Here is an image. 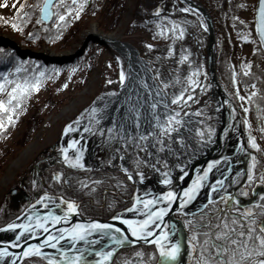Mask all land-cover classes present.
I'll return each instance as SVG.
<instances>
[{
  "label": "rangeland",
  "instance_id": "rangeland-1",
  "mask_svg": "<svg viewBox=\"0 0 264 264\" xmlns=\"http://www.w3.org/2000/svg\"><path fill=\"white\" fill-rule=\"evenodd\" d=\"M116 1L118 0H102L98 2L95 10L91 14L85 13L84 11L81 12V16L79 17L81 33L76 36L77 42L73 43L72 47L63 50L56 49L55 44H42L38 48L31 46V44H24L27 41L21 31L24 25L17 22V28H13L10 20H7V23L4 22L5 19H9L17 13L11 7L12 0H7L10 5L9 7L0 8V17H3V19H0V44H11L17 49H29L32 53L57 59L63 58L66 53H74L77 50L76 47L78 44H84L88 39H93L99 43V46L96 47L99 49L98 54L84 79L79 77L77 72L70 75L64 70L58 73L55 81L51 80L48 84L45 83L34 91L31 102L37 103L39 105L38 107L43 106L40 113L34 111L40 123L36 129L31 131L25 142H22V136L27 132L25 113L23 114L25 118L13 127L8 137L3 141V148L1 147L0 149V209L4 210V213H12L20 210L31 199H33V202L44 191H47L50 195L60 196L66 194V198L74 199L81 205L79 212L82 216L99 218V215H105V213L112 210L116 205H123L124 200L122 196L125 199L129 197L131 199V195L135 190H138V193L143 192V190L138 189L135 183L127 180L126 174L119 167L121 161L118 157L113 156L114 149L122 147V145L118 141L107 139L109 135L107 134V128L113 125L109 121L112 117L110 114L111 110L112 114H115L119 108L116 94L120 84L119 73L121 70L124 71L126 65L125 55L121 54L119 49H115L110 43H101L95 39L92 36L94 34L102 38L109 36L133 45L138 51L139 56L147 61L153 79L157 85H160L164 96H167L169 99L173 93L183 90L185 86H188L187 79L190 74H192V79L198 85L203 86V83L206 85L205 87L203 86V90L197 93L199 95L192 99L195 100L194 105L189 107L188 103V109L182 107L181 117L184 116L183 113L193 112L195 117L192 121L193 129L192 131L180 133L184 138L183 145L180 141H174L171 155L167 151L160 154L161 175L159 174L156 177L163 176L162 173L165 171L163 164L165 161L167 162V170L174 168V166L177 167L175 169H181L190 162L187 158L189 156L187 155L188 153L193 152L194 149H199L200 154L197 155V158H199L206 152L204 149L209 148L208 146L211 144L212 136L217 126L218 116L215 109V100L210 93L208 84L205 57L207 37L204 32L206 30L202 17L196 19L195 12L191 9L188 12L182 11L183 8L187 7L179 2V0H120L122 3L120 6L116 5ZM197 1L201 2L204 6L206 3L212 9L217 8L221 2V0ZM2 2L3 0H0V3ZM19 2L21 1L19 0ZM255 2L256 0H240V6L235 15L238 22L236 29L228 23H224L226 43H228L229 49H232L229 62L235 73V85L232 83L231 88L229 86L226 87L220 81L219 77H217L235 104L238 103L242 109V105L248 108L247 113L244 112V114H241L236 104L241 116L246 141H248V137L251 135L255 138V142L259 145V148L253 149L248 142L247 145L253 152L252 155L259 156L261 152L262 154L264 153V132L260 130L264 128V115L258 112V119L256 120V115L252 114L253 112L250 106L247 105L249 94L254 92V89L252 86L244 87L237 76L239 72H248L250 67L249 62H251V57L254 53L253 48H258L259 46V43L256 42L254 28L252 27L254 23ZM138 5L144 10L149 11H154L157 6L161 10L167 11L178 8L181 13L175 18L172 19L167 16H162L158 20L160 21L161 27H165L161 20L166 19L168 28H171L172 20L179 21L184 30V35L172 37L171 32L166 33L167 35L164 36L159 35V29L154 23L156 19L145 21V19L137 17L136 7ZM207 5L205 7L209 11ZM54 9H52L53 13ZM106 9L108 13L101 14ZM103 15H106V17H102ZM111 15H115L117 18L113 24V28L107 30V26L113 20ZM49 20L44 23L49 22ZM101 20H104V28L100 25ZM240 21H244L245 23L241 24ZM249 28L252 29L251 35L253 39L248 41L238 39V36L244 34V31ZM79 41L81 42L79 43ZM149 43L153 44L154 47L151 49L147 48L146 44ZM169 46L173 49L171 55L167 51ZM218 49H225V45L221 43V40L216 39V53ZM235 49H238V51L235 52ZM182 56H187L188 59H181ZM117 57H119V61ZM244 64H248V67H243ZM157 72L159 73L158 76L156 75ZM161 81L167 84L166 88L161 84ZM198 89H200L199 86L191 89V93ZM237 90H239L240 95L247 97V99L243 101L238 99L236 96ZM92 107H96L100 111L93 114L91 113ZM37 109L39 108H34V110ZM31 114L32 112L30 114L28 112L27 117L32 118L30 117ZM93 115L99 120L98 124L93 122ZM78 116L82 117L80 121L76 119ZM245 117L249 121L247 128L244 125ZM259 119L261 121L260 123H258ZM145 121H148V119L142 117V128L144 124L147 126ZM70 123V131L64 132V126ZM84 125H91L93 127V130L86 134V136L92 137L94 133L93 135L95 137L93 141H89L85 145V148L89 147L88 152L84 150L85 148H82L84 147L82 146V142L85 139L82 138V142L79 141L77 145L81 148L82 162L85 164V168H72L69 165L62 164V157H60L61 146H67L69 140L76 139L78 133L72 130L75 131L76 127L79 126L78 130H81L84 128ZM197 128L201 129L204 134L203 139L196 132ZM208 128L213 129L210 138ZM100 129L104 130L103 133H101ZM69 154L74 155V150L69 149ZM125 156L128 157L129 154L125 152ZM108 160H111L112 163H106ZM129 160L123 161L126 166ZM56 171H60L62 173V180L66 179L69 183L53 182L51 177ZM142 171L144 173V179H153L151 177L154 170L145 167ZM155 173L157 174L156 171ZM217 173L215 172L214 174L216 175L214 176L219 175ZM233 174L235 175V180L242 178L240 172ZM134 179L138 178L134 177ZM33 181H35L36 187H33ZM80 183H83L85 186L80 187ZM262 184L264 185V183ZM262 184L258 185L262 186ZM154 187L156 185L153 183L146 186L145 192H152V190L158 192V188L154 190ZM226 187L227 185L217 190L216 195L222 194L220 196H223ZM217 204L219 206L222 205L219 201L214 200L206 204L200 211L188 215L176 214L175 216L182 220L186 230L187 224L190 223L193 227L196 225L200 218V212L208 214V206L211 205L214 208ZM129 205L130 203L127 206ZM36 207L40 206L38 205ZM116 211L112 212L109 217ZM180 216H183L184 220ZM185 221L188 223H185ZM173 238L177 239L176 235ZM136 245L130 246L134 247L129 252L130 254H126L125 252L117 264H122L124 258L131 257V253L134 250H144L143 247L138 246L140 244ZM187 245V256L183 264H194L196 255L194 256V249L190 244L188 233ZM190 252L192 253L191 255L189 254ZM38 258L44 261L42 258ZM27 259L29 260L25 261V259L20 264H40L38 259Z\"/></svg>",
  "mask_w": 264,
  "mask_h": 264
},
{
  "label": "snow or ice",
  "instance_id": "snow-or-ice-1",
  "mask_svg": "<svg viewBox=\"0 0 264 264\" xmlns=\"http://www.w3.org/2000/svg\"><path fill=\"white\" fill-rule=\"evenodd\" d=\"M85 2L86 0H71V3L65 4L63 0H40L38 4L29 7L38 8L37 23L46 21L53 15H55L56 21L68 23L70 20L66 18L70 15L72 18H79ZM9 6L7 0L0 3V8ZM11 7L19 14L24 10L25 5L19 0H12ZM53 8H56L55 13L52 12ZM61 9L63 10L61 11ZM189 10V8L182 9L185 12ZM160 12L161 8L157 6L153 16H157ZM254 12L252 27L255 30L256 42L260 45L259 50L264 51V0H258ZM23 15L27 18L31 13L23 12ZM232 19L236 21L237 17H232ZM4 22L7 23L8 21L5 19ZM23 22H27V19ZM154 23L161 36L168 32H171L172 37L184 35L181 23L177 20L171 21V28L161 27L159 20H154ZM240 23L244 24L245 22L240 21ZM12 27L17 28L16 17L13 18ZM251 32V28L246 29L244 34L238 36V39L241 41L253 39ZM146 47L151 49L154 45L149 43L146 44ZM167 51L171 55L172 47L169 46ZM256 51L258 49L254 47L253 52ZM181 59L186 60L188 57L182 56ZM117 60L119 61V57ZM243 67L247 68L248 64H244ZM20 71L19 67L10 69L11 73H19ZM42 75L43 73H37V77ZM156 75L158 76L159 73L157 72ZM3 77L0 79V94L6 93V96L0 97V132L14 122L13 117L18 115L16 110L20 108L24 97L39 86L38 78L35 81L28 76H13L9 79V72L3 73ZM119 80L121 83L125 80L123 70L119 73ZM232 83L234 85L236 83L234 72ZM161 84L165 88L167 87L164 81H161ZM187 85L190 87L185 86L183 90L173 93L170 99L164 96L160 85L156 86L155 96H164V98L160 100L153 98L146 102L147 114L150 116V119L145 121L147 123L146 128H142L143 114L139 101L132 102L131 97H129V106L123 122L119 125L114 123L107 128L109 134L107 139L118 141L122 145V147L114 149L113 156L118 157L121 161L119 167L126 174L127 180L132 181L134 177H137L143 181L145 177L142 169L145 167L160 173L161 167L158 166L161 163L160 154L167 151L171 155L174 141H180L183 145L184 138L180 135L182 107H187L188 103L192 101L194 93H191V89L199 86L203 90V86L198 85L192 79V74L187 79ZM144 87L149 89V96H151L152 90L149 85L144 83ZM249 95H255V93ZM236 96L242 101L247 99V97L240 95L239 90L236 91ZM242 107L243 111L247 113L248 108L243 105ZM99 111L100 109L96 107L91 108L93 114ZM183 115L187 116L189 113H183ZM76 119L80 121L82 117L78 116ZM92 120L94 123H99L95 115H93ZM244 125L246 128L249 126L246 117ZM70 129L71 123L64 126V132H68ZM82 130L91 131L93 129L89 125H85ZM260 130L264 132V128ZM100 131L103 133L104 130L100 129ZM212 131L213 129L208 128L209 138ZM196 132L201 139L204 138L201 129L197 128ZM247 142L253 149L259 148L255 138L251 135H249ZM77 145L78 141L73 139L68 141L67 146H61V162L72 168L83 169L85 164L82 162V151ZM69 149L74 150V155L69 154ZM125 152L129 154L128 157L125 156ZM256 159L255 155L251 156L246 173V183L253 181L257 184L264 183V172H262L259 180L255 178L254 162ZM125 160H129L127 166L123 162ZM106 163L110 164L112 161L108 160ZM215 163L219 162L210 161L203 173L197 176L182 192L177 193L171 187L167 191L160 192L159 195L150 191L134 192L129 207L121 209L122 213H129L130 215L125 217L116 214L111 217L112 220L122 221L123 225L127 226L126 232L115 224L95 219L86 223H69L73 219V214L79 212L77 202L63 195H50L49 192L44 191L37 200L28 204L21 211L20 216H26L23 222H9L3 225L4 229L16 231L13 233L15 239L4 241V246L0 247V261H4V264H17L18 261L35 255L43 258L46 264H110L113 254L117 251V246L126 244L129 241L128 234L130 233L131 237L135 238L131 240L132 244L142 241L144 244L153 245L154 251L145 252L136 249L131 253V257L123 259L122 264H152L154 256L156 258L155 264H177V258L181 253V243L172 236L176 231L175 225H169L163 218L172 206V202L177 198H179L181 206L193 199L194 194L199 190L202 182L206 180L210 168ZM163 167L165 171L162 173L163 178L159 182L163 185H170L166 161ZM51 180L69 183L66 179L62 180L60 171L54 172ZM233 182L238 183L235 178H233ZM221 183H223L222 180L217 181L212 185V188H217ZM79 186L84 187L85 185L80 183ZM33 187H36L35 181H33ZM241 194L247 195V190L241 189ZM260 197V200H254L252 205L245 206L241 210L232 204L233 201L239 203L235 195L225 191L223 196H215V200L223 204L224 208L221 209L219 204L214 208L209 205L208 214L200 212L199 221L194 227L198 230L203 229V231L192 232L190 240L193 249L198 248L194 264H264V192L260 193ZM211 200L210 197V202ZM37 204L45 211H39L35 207ZM185 223L188 222L185 221ZM57 225L62 226L57 227ZM36 236L42 237L40 242H25L26 239H32ZM193 240L195 244H192ZM62 241L66 242L61 244ZM9 245L17 249L23 245L22 251L11 252ZM44 247H50L56 251L46 253L42 251ZM6 257L7 260H5Z\"/></svg>",
  "mask_w": 264,
  "mask_h": 264
},
{
  "label": "trees",
  "instance_id": "trees-1",
  "mask_svg": "<svg viewBox=\"0 0 264 264\" xmlns=\"http://www.w3.org/2000/svg\"><path fill=\"white\" fill-rule=\"evenodd\" d=\"M24 5L25 8L22 12L15 13L11 18L6 19L10 20V22L13 21V18H17V22H19L21 25H24V27L21 28L22 35L25 37L27 41H25L24 44H31V46H34L36 48L41 47L42 44L45 45H51L55 44L56 49L63 50L68 49L73 46V43L77 42V35L81 33V27L79 24V18H72L71 15L66 18L67 20H70V22L65 23L64 21H56L55 15H53L49 22L44 23L43 21L41 23H37V17L39 15L38 8H32L29 7L30 5H35L40 2V0H20ZM102 0H86V2L83 5V11L86 13H92L93 10H95L98 2ZM122 1V0H121ZM65 4L71 3V0H63ZM240 0H221L220 4L217 8L212 9L211 6L207 5L205 3V6L207 5L214 24L215 29V35L216 39L221 40V43L225 45V49H218L216 53V72L217 76L219 77L220 81L226 86L230 87L232 86V78H233V69L229 62V57L231 54V50L229 49L228 43H226V37H225V29H224V23H228L229 25L235 27V29L238 27V22L233 21L232 17H235L236 12L238 11V7ZM116 5L120 6L122 3L120 0L116 1ZM63 9H61L62 11ZM82 11V12H83ZM23 12H29L31 15L27 18L24 17ZM56 12V8L54 9V13ZM107 12V9L104 10L101 14H105ZM154 11L144 10L139 5L136 7V15L137 17H141L145 19V21H151L153 19L158 20L159 18H162V16H167L169 18H175L178 14L181 12L178 10V8H173L172 11L167 10H161V12L157 16H153ZM108 13V12H107ZM194 14V13H193ZM107 15V14H106ZM106 15H103L102 17H106ZM196 19L200 18L198 14H194ZM81 16V13H80ZM79 16V17H80ZM113 18L112 21H110L109 26H107V30L113 28V24L116 20L115 15H111ZM25 19H27V22H23ZM163 22V25L165 27L168 26L166 23V19L161 20ZM198 22V20H197ZM199 24V23H198ZM54 25H56L54 27ZM64 25V26H60ZM100 25L104 28V20H101ZM206 33V31H204ZM159 34V33H158ZM168 34V33H167ZM165 34V35H167ZM207 37V35H206ZM81 41H79L80 43ZM27 46V45H25ZM30 46V45H29ZM99 46V43L93 39H88L84 44H78L76 47L77 50L74 53H66V55L63 58H59L57 60L55 59H49L48 57L44 55H36L33 54L29 49H17L13 45L9 44H0V79H3V73L9 72V79H11L13 76H28L31 80L35 81L37 78L39 79V86L41 87L45 83H49L51 80L55 81L56 76L60 71L66 70L68 74L76 73L79 77H82L83 79L87 76L88 70L91 68L95 57L98 54L99 49L96 47ZM258 51L254 52L252 54V60L250 63L249 70L247 74L243 72L238 73V78L241 81L242 85L245 87L255 85L254 93L255 95H249V98L247 100V105L250 106L252 110V114L256 115V120L258 119V112H261L264 115V51H260V45L258 46ZM234 50V49H233ZM238 49H235V52H237ZM20 68L19 73H11L10 69L12 68ZM58 70V71H57ZM37 73H43L42 76L37 77ZM82 79V80H83ZM207 82V81H206ZM203 86L205 87V83H203ZM201 90H192L193 93H195L192 97V99L195 96H198L199 91ZM35 91V90H34ZM34 91H31L27 94L26 97L21 101V106L16 111L18 112V115H14L13 120L14 122L4 131L0 132V149L3 145V141L8 137L10 132L12 131L13 127L23 120V118L26 117V125H27V132L24 136H22V142H25L26 138L29 137L31 131L33 129H36L40 123V120H37L38 117L35 116V112L40 113V110L43 105L38 107L39 105L37 103L31 102L32 96L34 95ZM253 93V92H252ZM201 95V94H200ZM6 96V93L0 94V97ZM195 100H192L189 103V107L194 105ZM238 105V103H236ZM37 107L39 109L34 110V108ZM239 110L241 111V114H244V111L241 107H239ZM188 109V106L186 107ZM32 112L29 118L28 115ZM26 114L25 117H23V114ZM260 119L258 120V123H260ZM260 126V125H259ZM3 148V147H2ZM259 155V154H258ZM256 161L254 163V172H255V178L256 180L261 177L262 172L264 171V153H260L259 156H256ZM63 196L66 197V194H63ZM32 200H30V203H32ZM131 199L130 197L128 199L124 200L123 205H116L112 210H109L107 213L99 215V218L105 219L108 218L109 215L125 206H127L130 203ZM26 204V205H28ZM24 207H27V206ZM22 207L20 210L12 213H4L5 211L0 209V226L7 223L9 220L17 216L23 209ZM79 209L81 205L79 204ZM182 219L183 216H180ZM184 220V219H183ZM186 230L188 233L189 240H191V234L194 231H203V229H196L194 228L190 223L186 225ZM192 244H195V241H192ZM137 246V245H136ZM144 248L143 251L145 252H151L154 251L153 245H138ZM134 247H128V248H121L119 249L114 259L111 261L110 264H117V262H120L122 256L126 252V254H130L129 252ZM196 251H198V248L194 250V256L196 255ZM31 259H38V257H33ZM30 259V260H31ZM155 256L153 257L152 264H155ZM29 259H26L25 261H28ZM40 264H46L45 261L39 260Z\"/></svg>",
  "mask_w": 264,
  "mask_h": 264
},
{
  "label": "water",
  "instance_id": "water-1",
  "mask_svg": "<svg viewBox=\"0 0 264 264\" xmlns=\"http://www.w3.org/2000/svg\"><path fill=\"white\" fill-rule=\"evenodd\" d=\"M183 3L187 8L193 10L197 14H199L206 27L207 40L205 44V54H206V69L208 74V84L210 88V93L214 97L216 104V113H217V126L215 132L212 136L211 144L199 158L194 159L181 169H176L175 172L169 176L171 181L170 185H163L159 181H154L153 184L156 185L154 190L157 189L158 192H154L152 190L151 193L159 195L162 191L169 190V187L173 191L177 193L182 192L185 187H187L192 181L203 173L204 168L208 167L210 161H218L219 163H215L210 168L207 178L202 182L199 190L194 194L193 199H191L188 203L181 206L179 204V198L172 202V206L169 208V211L164 216V221H166L169 225L174 224L176 231L172 234V236L176 235V240H179L181 243V253L177 258V264H183L185 262L187 256V232L184 228L183 222L180 218L175 216L176 213L188 215L203 209V207L210 202V197L212 198L211 202L215 200V196H217L216 192L221 187H223L224 181L227 179L230 173L240 172L242 174L241 182H243L246 178L247 173V164L252 155V151L247 145L245 132L242 127L241 116L238 111V108L230 97V95L223 88L222 84L219 82L216 70H215V60H216V36L215 29L213 25V20L211 14L207 10V8L197 0H179ZM258 0L256 1V5ZM50 18V17H49ZM48 18V20H49ZM46 20V21H48ZM45 21V22H46ZM95 39L100 41L101 43L111 44L115 49H119L121 54L125 55L126 65L124 68L125 80L123 83L120 82L119 89L116 94V100L119 103L118 112L112 114L111 110V119L110 122L122 123L125 118V112L129 106V97H131L132 102L139 101V106L141 107V112L145 119H150L147 108V101L151 99L160 100L163 99L164 96L156 97L155 91L157 83L153 79L151 70L146 60L139 56L136 48L131 45L129 42H122L111 37H104L94 34L92 35ZM117 44V45H115ZM122 49V50H121ZM144 83L149 85V88L152 90V95L149 96V89L144 87ZM227 101V103H226ZM118 106V105H117ZM233 108L235 111L233 112ZM113 110H115L112 107ZM124 112V113H123ZM215 172H218L217 176H214ZM222 180L223 183L219 184V186L215 189L212 188V185L217 181ZM133 183L137 185V187H141L140 184H137L135 180H132ZM234 190L232 188L231 194H233ZM254 194V193H252ZM222 195V194H219ZM38 205H35V207ZM50 207V206H49ZM129 207V206H127ZM125 207V208H127ZM39 211H45L44 208L36 207ZM55 211V209H53ZM120 214L125 217H128L129 213H122L121 210L116 211L107 219H100L95 217H86L82 216L79 212L77 214H73V219L69 223L81 222L86 223L92 219L115 224L118 227L125 230L127 229L126 225H123L122 221L112 220L111 217L113 215ZM18 218V219H16ZM26 219L25 217H21L20 214L15 218L11 219L9 222H23ZM62 225H57V227ZM14 231L16 230H8L4 229L3 225L0 226V247H3L4 241L14 240ZM129 241L122 245L117 246V250L123 247H130L136 244H144L142 241H138L136 244H132L131 240L135 239L131 237L130 233ZM42 239L41 236H36L32 239H26V243H38ZM66 241H62L61 244H64ZM149 245V244H144ZM9 251L11 252H19L22 251L21 246L20 249L13 248L11 245L8 246ZM42 251L46 253H54L56 249L50 247L42 248ZM116 253V252H115ZM114 253V254H115ZM113 254V256H114ZM30 256V257H34ZM38 257V256H35ZM29 258V257H26ZM24 258V259H26ZM41 258V257H40ZM8 258L6 257L5 260ZM43 259V258H42ZM23 260L17 262L20 264ZM0 264H4V261H0Z\"/></svg>",
  "mask_w": 264,
  "mask_h": 264
},
{
  "label": "flooded vegetation",
  "instance_id": "flooded-vegetation-1",
  "mask_svg": "<svg viewBox=\"0 0 264 264\" xmlns=\"http://www.w3.org/2000/svg\"><path fill=\"white\" fill-rule=\"evenodd\" d=\"M79 127H76L75 131L74 130H72V131L78 133V135H77V137L75 139L78 142L79 141L82 142V138L85 139V141L82 142V146H84L82 148H85L86 143L88 144L89 141H93L94 140V138H95L94 135H93L94 133L92 134V137H87L86 134H88L90 131H83L82 129L78 130ZM90 127H91V125H90ZM91 128L93 129V127H91ZM93 147H94V145H93ZM88 148H85L84 150L87 151ZM60 157H62L61 154H60ZM158 166H160V165H158ZM175 168H177V167L174 166V168L169 169L170 170L169 171V176L172 175L175 172V170H176ZM160 173L156 174L155 171H153V174H152V177H151V178H153L152 180H149L150 178H147L148 180L144 179L143 181H140V180L134 179V178H133V180L138 181L137 184L141 185V187H138V189H141V190H143V192H145V187L147 186L146 185L147 181H150L151 183H153L154 181L158 182L159 179L163 178V176L156 177ZM233 178H235V175L234 174L232 175V173H230L229 176L227 177V179L224 181L223 187L225 185H227V187H226L227 190L225 189V191H227L230 194H231V191H232V188H233L234 192H233L232 195H235L237 197V201H239V203H237L236 201H233L232 204L234 206L239 207L241 210H243V208L245 206L252 205L254 200H260L261 199L260 193L264 192V185L262 183H259V184H262L263 187L258 185L257 183H255V181H253L252 183H246L245 182L246 178H245V180L243 182H241V178H239L238 180H236V181H238V183H234L233 182ZM240 188L246 189L248 194L247 195H242ZM134 192H139V191L135 190ZM140 193H142V192H140ZM252 193H254V194H252ZM122 199L125 200V198L123 196H122ZM220 207H221V209H223L224 205L222 204Z\"/></svg>",
  "mask_w": 264,
  "mask_h": 264
},
{
  "label": "bare ground",
  "instance_id": "bare-ground-1",
  "mask_svg": "<svg viewBox=\"0 0 264 264\" xmlns=\"http://www.w3.org/2000/svg\"><path fill=\"white\" fill-rule=\"evenodd\" d=\"M214 25V24H213ZM104 102V101H103ZM189 115L187 116H182L181 119H182V126H181V129H180V133H184L185 131H192V121L195 119L194 117V114L192 111L188 112ZM114 124V122H111ZM115 124H119L117 122H115ZM147 126H145V124L143 125V128H145ZM212 141V140H211ZM209 147V146H208ZM250 148V147H249ZM208 150V149H206ZM204 149V151H206ZM251 150V149H250ZM200 154V150L199 149H194L193 152L191 153H188L187 155H189L187 158L189 159V161H193L194 159L197 158V155ZM89 160V159H88ZM189 162V163H190ZM152 183L150 181H147V186L148 185H151Z\"/></svg>",
  "mask_w": 264,
  "mask_h": 264
}]
</instances>
